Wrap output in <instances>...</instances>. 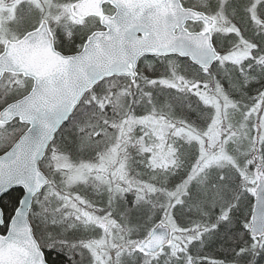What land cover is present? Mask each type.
Masks as SVG:
<instances>
[{
	"label": "trees",
	"instance_id": "1",
	"mask_svg": "<svg viewBox=\"0 0 264 264\" xmlns=\"http://www.w3.org/2000/svg\"><path fill=\"white\" fill-rule=\"evenodd\" d=\"M200 1L206 3V0ZM200 1L195 2L197 7L204 8ZM242 1L236 6L238 12L244 8L241 7ZM191 2L192 0H187V3ZM65 19L56 24L53 31L56 45L68 53L77 42L79 48L85 37L80 39L76 32H70L63 27L62 23L67 22ZM66 24L72 28V24ZM250 25L247 26L252 29ZM199 26L192 25L195 30ZM239 26H242L243 38L246 40L251 38L254 42L252 52L261 55V58H248L241 61L238 66L217 61L206 71L192 65L188 60L166 57L157 59L159 65L145 68V75L150 84L164 74L168 76L173 73L183 78L181 85H166L154 93L156 101L165 102L160 111L152 108L147 96L141 98L150 108L144 105L139 109L133 108L135 119L149 113L153 117L165 120L163 129L166 131L160 140L171 149L173 164L166 168L150 164L148 161L150 153L145 150L146 138L138 141L143 133L136 127L129 137L133 139L134 146L130 152L131 148L128 146L125 155V174L129 184L134 185V189L129 193H133L135 201L132 208H128L130 205L126 201L123 204L118 202L116 210L120 211L119 220L125 225V230L133 237L135 243L143 239L157 222H168L174 233L171 244L157 255L144 256L138 251H126L122 257L123 261H127L126 264H264V236L254 239L248 231L253 204L252 165L259 163L264 173V142L258 147L255 142L251 144L252 140L248 138L247 145L241 149V154L244 153L242 158L233 151L231 155L235 157L236 162L228 161L229 163L222 168L212 164L202 166V161L199 160L200 140L204 138V131L213 118V109L199 98L193 85L204 89L206 83L214 80L216 86L229 95L230 101H236L247 108L251 107V101L255 100L259 92L264 96V31L256 30L252 35H247L246 25L245 28L243 23ZM25 30L18 32L17 36L22 35ZM223 37L219 38V42L218 39L215 40L221 54L233 49L237 43L232 40L234 37L232 34ZM1 47L0 43V49ZM161 60H165L162 62L165 64H162ZM221 66L231 72L228 80L217 72ZM232 86L237 89V94L228 93L227 88L230 89ZM2 100L4 98L0 95V107L4 105ZM138 100L136 98L135 103L139 104ZM155 106L157 107V104ZM244 123L253 129L252 117L250 121ZM256 123L258 122L255 121ZM15 125L17 129L14 138L25 128L20 124ZM99 128H101L99 125L93 124L82 128L80 132L74 133V130H69V133L75 134L73 137L76 135L83 137L81 142L68 140V144L73 142L70 144V150L74 158L89 159L101 146L108 147L105 152L111 151L107 139L100 140V137L96 136V132L101 133ZM4 129H8V126L0 127V136L6 134ZM154 131L151 130L152 135ZM147 132L148 128L145 133L147 137H151ZM66 134L68 132H62L58 136L60 146L66 144ZM250 145L252 147L249 149ZM52 178L54 180L52 184H56L54 177ZM111 184L119 182L111 181ZM21 196L20 189H13L0 199L4 213V226L0 228L1 231L6 228ZM125 196L127 197V193ZM39 198L34 199L30 222L45 259L48 264L51 260L55 264H70L63 253H50V242L61 241L64 231V228L53 229L50 225V185L42 191ZM98 206L104 208L102 205ZM90 210L94 211L93 208ZM98 213L101 211L98 210Z\"/></svg>",
	"mask_w": 264,
	"mask_h": 264
},
{
	"label": "water",
	"instance_id": "2",
	"mask_svg": "<svg viewBox=\"0 0 264 264\" xmlns=\"http://www.w3.org/2000/svg\"><path fill=\"white\" fill-rule=\"evenodd\" d=\"M114 8L102 14V5ZM78 19L99 18L103 30L89 34L80 51L63 55L54 49L48 24L15 41H6L0 52V78L5 73L31 78L33 86L24 97L0 110V123L17 118L27 125L13 145L0 155V199L13 189L22 196L6 230L0 233V264H48L29 222L35 195L48 184L39 169L48 145L73 113L80 99L103 79L135 75L137 62L147 55L187 58L202 69L217 60L204 13L182 7L180 0H78L70 6ZM202 22L204 30L190 32L186 22ZM249 234L264 235V178L257 170ZM4 213L0 206V228ZM171 228L157 223L139 248L154 255L170 241Z\"/></svg>",
	"mask_w": 264,
	"mask_h": 264
},
{
	"label": "rangeland",
	"instance_id": "3",
	"mask_svg": "<svg viewBox=\"0 0 264 264\" xmlns=\"http://www.w3.org/2000/svg\"><path fill=\"white\" fill-rule=\"evenodd\" d=\"M25 1L31 2V3L30 4H20L19 6H17L19 3L25 2ZM61 1L62 0H32V1L31 0H0V19L2 18V14L4 12H7V13L9 12V19L2 18L0 20V34H3V36L0 38V43L2 44L6 40L5 37L15 39L16 38L15 35L17 32L23 31L26 29V27L29 28L30 26L34 25L38 19L37 11H40V10H47L49 13H51V14H48L47 11L46 12L41 11L40 18L46 17L48 18L49 22L51 20L52 24L53 23L55 24V22H57L58 20L67 18L65 19L67 21L66 23H68L69 25L72 24L71 25L72 28H70L65 22L62 23V26L66 27V29L69 30L70 32H76L78 38L80 39H83L84 37L89 35L91 32L97 30V21L95 20V18L90 17L86 20L77 21L71 17V15L69 14V6L73 2V0H66L64 7L60 9L61 13L59 14V19L55 17L54 16L55 11L50 12V6H54L52 7V9L54 8L56 9L58 8L57 5ZM219 2L221 3L222 9L226 12V15H227L226 22L236 24V26H239L240 23L241 24L243 23V27L245 28L246 24L244 25V14L240 11L238 12L236 6L232 4L234 0H219ZM200 3L206 10H210L209 0L206 3L201 2V1ZM12 8H15V9L12 11L11 10ZM19 13L21 14L20 17L18 15ZM256 21H259V20L256 19ZM218 25H220L221 27H225V25L221 23H218ZM55 28H56V25L54 29ZM251 28L252 29H250V27L246 25L245 31L247 35H252L257 30L253 27ZM220 30L222 29L217 27L215 31L217 32ZM215 36L217 35L215 34ZM217 39L219 42L218 36H217ZM78 46H79V42L77 43V47ZM253 50H254L253 44H249L247 41H245L244 39H241L240 37L239 42L234 46L233 49L223 52L220 63L221 64L228 63V64H233V65L238 66L240 65L241 61H244L245 59L250 58ZM257 57L261 58V55L259 56V54H256V58ZM144 60H146V63H147L146 66L148 67L156 66V65H159L160 63L157 60L152 61V60L147 59L146 57L144 58ZM217 72L220 74V76L224 77L226 80H228L229 74H231V72H228L227 70H225L224 66H221ZM147 78L148 77L146 75L143 77V80H146V84L149 83V80ZM18 81L19 80L14 81V82H18ZM182 82H183V78L180 76L173 75V73H170L168 76H165L164 74L162 75L161 78H157L153 80L152 83L154 85H149L147 88H145L146 92L139 93L140 98L142 96H147L152 108L160 111L163 105L165 104V102L164 100L156 101V97L154 96L155 95L154 93L157 92V90L162 87L165 88L166 85L167 86L181 85ZM119 83L120 82L118 81L115 82L114 80H106L98 86L108 85L110 87V86L118 85ZM8 86L10 87L12 86L11 82L8 83V79L5 78L0 83V89L6 88ZM192 87H196V92L198 93L199 98L205 104L209 105L213 109V118L210 121L209 126L204 131V138L200 140L201 154H200L199 160L202 161L201 162L202 166H208L212 164V166H218L222 168L225 164L229 163L228 161L235 163L236 162L235 157L231 155V152L236 151L237 154H239V157L242 158L244 153L241 154V149L247 145L249 141L248 138H251L252 140L251 144L252 142L254 143L257 140L258 147L262 142H264V96H263V93L259 92L255 96V100L251 101V107L247 108L246 106L239 104L236 101H230L228 97L229 95L224 93L223 90L218 85L216 86L214 80L206 83L204 89L201 87H198V85H193ZM209 87L212 88L211 91L209 90ZM9 88H6V90ZM95 88L90 92L89 100L93 96L94 92H96L97 86ZM23 89H24V84L20 82L17 88L8 92V95L6 96V100H10V99L17 97ZM227 91L230 94H237V89H235L233 86L230 89L227 88ZM152 99L156 103L152 101ZM249 100L251 99L249 98ZM138 101L140 103L139 104L136 103L134 109H139L140 107H142V105H144L147 108H150L143 101L142 98L139 99ZM2 102L4 103L5 100H2ZM156 104H157V107L155 106ZM86 106H88V101H86V103L83 105L79 113L84 111ZM103 106H104L103 104L99 105V111L94 114L95 117L93 116L89 117L88 115V118L83 122V125L85 128L95 124V125H99V127L103 129L102 130L101 128H99L100 129L99 131L101 132L113 130V124H114L113 119L117 118L116 115L114 114L118 113L119 109L116 108V106L112 104L107 110H105V113L101 114L100 111H102ZM88 109H86L85 111H87ZM100 117H103L105 119L98 121ZM251 117L254 123L253 129L248 127L247 125H245L246 123H244V122L250 121ZM79 119H80V114L76 116L75 120L71 119L69 125L71 124L72 125L70 127H72L75 123H77ZM149 121H151V123H148L147 120H144L142 118H139L136 120H128V128H129L128 131L131 132L132 130H134V128L137 125H139L140 131L143 134L141 135V137H139L138 141H142L143 138H146L145 150L150 153V157L148 158L149 163L153 164L154 166H158L162 168L169 167L173 164V159L171 157V149L167 148L164 141L160 140L161 138H163L162 136H163V133L166 131V129H163L164 127L163 128L160 127L158 119L157 120L153 119ZM255 121H257L258 123L255 124ZM145 125H148L147 133H150L152 138L147 137L145 131H142L141 127ZM151 130H155L154 133L156 134V136L152 135ZM97 133L99 132H96V135ZM129 134L131 135V133ZM74 135L75 134H72V133H68L65 135V138H67L65 139L66 144L61 146L62 149H66V151H69L70 146H71L70 144H73L74 141L81 142V138L83 137L82 136L78 137V135L73 137ZM153 136L156 137V139H154ZM107 137H104V138H106L108 141L107 143L111 147H113V145L117 143V141L111 140V137H108V138ZM129 137L130 136L128 135V138ZM2 138L3 136H0V148L6 144L5 141H2ZM68 140L70 141L73 140V142L68 144ZM251 147L252 145L249 146V149ZM106 148L108 147L104 148L103 146H101V149L98 152L104 151ZM104 153L106 154V156L103 160V163L98 164L97 168H89L87 166H81V165H79V168H74V167L70 168L67 158L65 157V155H62V156L52 158L53 166L50 169L48 158L49 156H51L52 152H50V155L48 156V158L45 157L44 160L46 159L47 160L44 166L47 169L46 171H48L47 173L49 174L50 172V175L54 177L56 184H64L65 182V185L68 187L70 186L76 187L77 185H79L78 183L80 182L85 183L87 182V180H89V184H110V181L113 180V181L119 182V184L116 185V188H115L116 190H119L125 193L130 192V190H133L134 185L129 184L128 178L124 171L125 162H126V157H125L126 154L123 156L122 153H118L117 150L116 151L111 150V151H106V152L104 151ZM82 168L83 170L86 169L90 172L95 171L97 173L87 177L84 171L83 172L80 171V169L82 170ZM257 168H260L262 171V166L259 165V163H254L252 165V182L254 183V186L257 182V175H256ZM69 169L72 172L69 173L68 171ZM62 175H65L67 177V178H64L65 181L61 180ZM106 177L109 178L110 181H108ZM56 189H57L56 193L58 194H61L63 192L59 188V186H57ZM85 191L88 196H91V193H93L95 195H99L100 197L104 199H109L110 200L109 202H112L114 206H117L118 202L125 200V198L120 199L121 196L119 194L111 192L110 188L104 187V186H99L98 191L92 188H85ZM114 194H115V198L112 196ZM38 203H40V201ZM66 205H68V202L65 201L63 206H66ZM92 208L94 211L90 210ZM87 209L88 211L98 213L97 206L87 205ZM89 214L90 213L88 212V215ZM117 214L121 216L119 210ZM97 220H95V216H94V219L93 218L90 219V217H87V221H97ZM99 245L101 246L102 243ZM133 249L136 250L137 248L134 247ZM105 255L106 257H108L109 254L103 253L104 259H105Z\"/></svg>",
	"mask_w": 264,
	"mask_h": 264
},
{
	"label": "flooded vegetation",
	"instance_id": "4",
	"mask_svg": "<svg viewBox=\"0 0 264 264\" xmlns=\"http://www.w3.org/2000/svg\"><path fill=\"white\" fill-rule=\"evenodd\" d=\"M66 0H62L57 6L58 8L52 9L54 6H50V12L55 13V17L59 19V14L61 13V8L64 7ZM196 1L199 0H192L191 5L194 7H197ZM208 0H206L207 2ZM210 1V16L218 23H221L225 25V27H221L218 25V27L222 30L217 31L216 35L219 38H224V35L232 34L233 39L237 42H239V38L244 39L249 44L254 43L251 38H248L246 40L243 38V30H241L240 26H236V24L228 23L226 22V12L222 9L221 3L219 0H209ZM241 0H234L232 4L234 6H238V3ZM187 2V1H186ZM185 2V3H186ZM243 4L241 7L244 6L240 12L244 14V22L246 25H250L251 27L257 29V30H264V0H243ZM184 3V2H183ZM183 4L185 7H191L187 6L186 4ZM199 8V7H197ZM205 9V8H203ZM105 13H112L113 10L111 8H105L103 9ZM39 11H37L38 13ZM51 14V13H50ZM19 17L21 14H18ZM6 15H4L5 17ZM39 18V13H38ZM258 19L259 21H256ZM38 21V19H37ZM50 29L51 25L53 27L52 22H50ZM61 20H58L55 22V24H60ZM262 27V29H261ZM233 30L232 32H230ZM229 31V32H228ZM241 32V33H239ZM53 34V33H52ZM216 36V39H217ZM78 43V42H77ZM76 45L72 46V51H69L66 53L64 50H60V48L56 45L55 40V48L56 50L65 53V54H72L76 53L79 48H77ZM75 47V48H74ZM256 58V54L251 53L250 58ZM149 60H157L156 57H146ZM145 65H147L146 60L141 59L138 61L137 69H136V75L133 80H131L128 77H115V79L120 82L118 85L115 86H108V85H101L97 86L96 92H94L93 96L89 100L90 92L86 93L82 100L80 101V104L78 105V108L72 115L71 119L75 120L76 116L80 114V119L77 123H75L72 127H70V121L60 130V133L56 135V139L54 140L52 146H50L46 152V158L50 155V152H52L51 156L48 158V163L50 164V169L53 166V157H58L65 155L67 158V161L69 163V167L79 168V165L81 166H87L89 168H97V165L100 163H103V160L105 158L104 151L98 152L95 151L93 155H91L89 159L81 157V159L74 158L72 151H66V149H62L60 146V139L58 136L62 132H68L69 130L80 132L82 128H84L83 122L90 116L95 117V113L99 111V105L103 104V109L101 114L105 113V110H107L110 105H115L116 108L119 109L118 113L114 114L117 118L113 119V130L110 132V134L106 133H98L96 136L100 137L99 139L102 140L104 137H111L112 140H116L117 143L113 145L115 150L118 151V153H122L124 156L126 154L127 147L129 146L132 150L134 146V142L132 138H128L129 133H133L134 130L129 132L128 128V120H136L134 117L133 108L135 103V99H140V95L138 93L145 92V88L148 87V84H146V80H143V77L145 76ZM8 79V83L11 82V87L8 86L6 88H9L6 90V88L0 89V95L3 96L5 100V104H8L10 102H13L24 95H26L32 88V81L28 78H24L22 76L17 75H7L5 77ZM4 78V79H5ZM18 82H14L17 81ZM24 84V89L20 92V94L10 100H6V96L8 95V92L17 88L19 83ZM96 89V88H95ZM88 101V106L82 111L80 110L83 107V105ZM124 107H127L126 109H123ZM90 108V109H88ZM88 109L87 111H85ZM90 111V112H89ZM110 114V113H108ZM70 119V120H71ZM105 119L103 117H100L98 121ZM19 124L17 120H13L10 123L6 124L4 128L8 126V129H4L5 135L2 138V141H5L6 144L0 148V150L5 151L14 141L15 132H16V125ZM15 126V128H14ZM67 130V131H66ZM100 135V136H99ZM1 154V152H0ZM64 158V157H63ZM87 159V160H86ZM47 160V159H46ZM46 160H44L41 164V169L43 173L46 175V177L49 178L51 182V177L46 171V167L44 166ZM50 160V161H49ZM78 166V167H77ZM69 173L72 172L70 169L68 170ZM80 171L83 172L80 169ZM69 176V175H68ZM64 178H67L65 175H62L61 180L65 181ZM108 182V181H107ZM76 187L74 186H66L65 182L64 184H50V225L53 229L55 228H64L63 231V238L61 241L55 240L50 242V253H63L66 260L70 262V264H126L127 261H123L122 257L126 251L133 252L134 248V241L133 237L129 236V232L125 230V225L121 224L119 220V215L115 212L116 206L112 204V202H109V199H104L100 197L99 195H95L91 193V196H88L85 188H92L96 191H98L99 186L108 187L111 189V192L119 194L122 198H125L124 201H120V203L127 202L128 208H132L135 197L133 193H127V197L125 196V192L116 190L117 184H89V181L85 183H78ZM62 188H61V186ZM59 186V188L63 191L61 194L56 193L57 189L56 187ZM115 198V194L112 195ZM38 199H40L38 197ZM68 202V205L63 206L64 202ZM93 205L97 206L98 210L101 211V213H94L92 211H88L87 205ZM102 205L105 209L104 211L98 206ZM88 212L90 213L88 215ZM90 217V219H94L97 221H87V217ZM104 220H102V219ZM102 245L100 246L99 244ZM130 244V246H128ZM103 253L109 254L108 257L105 255V259L103 258ZM55 255V254H54ZM50 264H55L52 262Z\"/></svg>",
	"mask_w": 264,
	"mask_h": 264
}]
</instances>
